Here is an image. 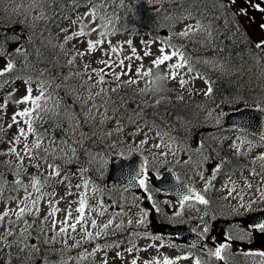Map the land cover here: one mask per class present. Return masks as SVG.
<instances>
[{
    "label": "rangeland",
    "instance_id": "obj_1",
    "mask_svg": "<svg viewBox=\"0 0 264 264\" xmlns=\"http://www.w3.org/2000/svg\"><path fill=\"white\" fill-rule=\"evenodd\" d=\"M18 1V2H17ZM0 0V7L2 8V12L7 14L10 19H13L14 21H19L22 23H25L28 26L34 27V26H43L46 27L45 29L50 30L54 29L55 34L57 37H53V40L56 42L55 50L52 54H55L57 57L58 63L61 65H64L63 69L61 70L62 74L64 73L65 77H70L72 85H71V91L75 99L79 101V104L82 107L83 114L90 119L91 121L95 122V126L97 131H104L107 130L109 127H117V119L122 120V126L123 130L127 131L126 138L123 142L124 148L123 153L130 152L132 150L139 151L141 154H143L146 159L147 164H154L155 168L163 169L162 167L165 166H171L173 163H180L182 165L181 169L186 168L185 161L189 163V172L185 174V176H189L190 180L189 183L193 184L194 187L200 189L203 191L204 189V180L200 179V173L202 172L207 178L211 175L212 169L215 167V164H208V162L205 159H192L188 160L187 157L185 161L179 160L182 158V152L179 150L176 142L173 141L172 138H174L175 134H172V128L165 127L163 124H159L154 128V126L151 124V122L144 118L137 110H134V105H130L124 107L123 109L120 108L122 105V98H115L114 100H108L109 105H111L113 108L117 110V115L113 114L112 108H109L108 110V116L111 117L110 119L106 120L103 124L101 123V116L97 112V108L93 107V103H95L97 106L102 105L104 103L105 97L102 96H96L95 101L90 99L91 96H95V94L100 91L101 88H108L109 93H111L110 89L112 87L116 86V82L112 81L111 83H105L103 85H96L95 87H92L91 85L95 83L97 80V76L92 70H99L104 65L99 63V61L107 60L108 55V49L111 45L112 47H118L120 49V59H123L124 57L131 55V49L134 47L137 50V55L140 56L141 60H125V65L131 64V72L127 76H122V80H128L130 77L137 79L136 84L131 85H125L123 86V89L129 92L126 93V99H131L132 101H135L136 103L140 101L141 104H150L153 102H157L158 98L153 97L150 93L149 94H142L138 92V89L143 88L145 82L148 80V77H136V69L137 67L141 68V71H147L150 72V75L153 70H160L161 72L165 73L166 65L161 66L159 68L154 67L152 65V60L155 59L159 55L158 49L160 47H165L166 50H171L168 48V43L170 42L172 45L178 47L185 53L187 57L190 55H193V49H189L188 47H192V43L194 39L198 36L204 37L205 34H195L190 35L186 38H180L179 33H181L186 26L188 25H194L196 22L192 20L191 18L185 19L180 18L177 20H174L171 22V24L168 26L169 30H162L159 29V32L164 34L157 35V37L152 38L151 36L141 35L134 36L133 32H129L125 27L120 28L119 30H116L114 26L112 25V32L109 33L108 31H105L101 25L102 22L105 20L101 18L102 15L98 16L94 23H91L92 17H88L84 20L85 25H90L91 28H97L98 31L91 32L90 35H86L84 37H80L78 39H73L69 41L68 43L64 42V38L66 35H68L70 32H76L80 28V22L77 20V17H83L86 12H89L92 7L91 6H85L81 5L80 2H77L75 4H67L65 3L66 9L61 12L60 10L56 13H51L50 15H47L45 13L39 12V9L36 5L28 4L29 1H20V0ZM141 4H147L151 5L152 7L158 6V5H176L178 3H172V2H178L180 0H139ZM224 1V0H223ZM227 1V0H226ZM230 6L233 8V10L236 12L240 23L243 25V28L245 30L246 35L249 39L253 41L255 45L260 43L261 41H264V0H236L234 4H230ZM244 9L245 12H241L240 10ZM66 13V14H65ZM65 14V15H64ZM42 17V18H41ZM77 20L76 24H73L72 21ZM62 29H67L68 31H62ZM89 27H85L84 31L87 33L89 32ZM126 31V32H123ZM166 31V32H165ZM103 33L104 35H101ZM207 38V37H206ZM91 39L92 41H96L98 39L103 41L102 46L98 48L97 51L90 55H85L83 57L77 56L73 64H69L68 60L72 57V55L76 51H85L87 40ZM179 39L181 41H179ZM199 40V38H198ZM129 42L131 44L129 45ZM63 45V48L60 46ZM54 47V46H53ZM11 48H13V52H15V45H12ZM262 52V56H264V48H258ZM149 51L151 54L147 57H144V52ZM188 53V54H187ZM7 53H5V49L3 48V44L0 41V64L5 59V56ZM58 55V56H57ZM54 56V55H53ZM191 61L193 57H189ZM200 59V57H199ZM171 63V62H168ZM191 63V62H190ZM195 63H198L199 65H204V68L208 69V71H218L222 73L223 71V65L220 63L213 61L211 59L203 60V59H195ZM193 64L194 69L196 71L199 70V67ZM85 64L88 65V69H85ZM262 64H264V59L262 60ZM257 66V64H255ZM193 69V70H194ZM127 69L125 68V71ZM193 71L192 73H188L186 70H181V74L184 75L185 79L189 82L185 89H180L178 80L177 81H171L168 84V87L170 91L166 93V99L168 98H181V92H188L190 94V97L192 100L201 98L202 95L204 96V92L206 91V86L204 84V81L196 71ZM122 70L120 68H115L116 73H120ZM223 74V73H222ZM225 74V73H224ZM89 76H91V79H89ZM257 77L258 81H263L264 83V70L261 66H258L257 74L255 75ZM110 76H106V80H109ZM31 83V86L33 88L32 95L35 96L38 94L36 91L37 86ZM235 85V89L237 88V82L234 81L233 83ZM245 85L243 86V90L240 92L242 96L238 95H232L230 96L231 103L236 102L238 99L243 100L244 107H250V108H258V107H264V95L262 93V88L258 91H256L259 96L255 100H250L249 97L245 96L246 89ZM251 90V89H250ZM237 91V90H236ZM25 95V83H23L18 89L14 91V95L10 96L8 101L7 108L4 110H0V153L6 152L10 144L9 142L13 140V138L17 134V125H13L10 129L7 127L9 123H11V117L14 112L24 109L25 107H28V105L20 104L17 105L15 101L19 100L21 97ZM232 103V104H233ZM227 104H211L210 102L204 100L198 104H195L191 111L195 113L194 119L195 122L203 123L204 125L210 127L217 126L223 116V114L226 112L225 110H228ZM105 109L103 107H99V113H103ZM221 111V112H220ZM139 114V115H138ZM129 118H131L132 122H129ZM143 124L144 127L137 135H132V133L136 132L137 126ZM182 125L186 128H191V126L186 122L183 121ZM20 126H23L22 124ZM158 127V128H157ZM160 128V129H159ZM83 136L85 138L88 137L87 131H83ZM145 133H147V137H145ZM165 134L168 135L165 136V143H170L173 148V152H175V155L168 153L166 149H156L154 148V145L157 143H160V140L157 137V134ZM81 137V136H80ZM93 138L95 136L93 135ZM147 138L148 143L143 147L138 149L139 142L141 140H144ZM33 139L32 136L28 137L29 142ZM59 140V139H58ZM69 140V139H67ZM130 140V141H129ZM49 140H45V144H48ZM75 143V146L73 144ZM59 148L64 149V153H67V155H63L59 150H57V157H63L58 158L62 161V163L68 162V157L72 156L71 149L74 148L76 150L75 157L72 159V162L69 163L68 168L70 173H76L75 176L71 179V184L73 185V192H76L75 185L81 183V176L79 175L80 169H87V171L84 173L88 174L92 167L89 163L90 160L97 161V159L94 157V154L88 151L86 147L78 149V143L77 139L74 138L72 142L64 141V142H58L57 143ZM128 147H127V146ZM23 149V140H21V143L17 145V150L21 151V154ZM114 153V152H112ZM161 153H164L161 155ZM65 160V162H63ZM92 161V163H94ZM6 162H9L12 167H8ZM17 163L15 156H7V155H0V166L1 171L4 178L3 187L5 189L4 196L7 197H23L24 192L23 190H20L19 192L11 191V185L15 179V164ZM24 164L27 167V171L22 173L21 179L25 185L29 184V176L30 174H33L36 172V169L30 166L29 161L27 158L24 160ZM160 164V166H157ZM249 167L243 166L240 169H231L222 172V174H218L217 178L213 181V187L210 191H215V195L211 192H204L208 193L205 195V197L209 201V205L211 207L212 203H217L220 208L216 207L217 211H222L224 214L229 212H233V208L237 206V199L236 193L232 194V197H229L227 189L224 187L225 183L228 180V176L226 173H231V178L233 181L236 182L237 186V192L242 191V195L244 196L245 201L247 202L248 199L255 198L257 195L255 192V189L259 183V178H253L249 175L248 171ZM41 171L43 173L48 172L47 166L45 164H42ZM153 171L152 169L148 170L147 172ZM259 172V170H258ZM94 175L96 176V171L94 172ZM79 176L80 178L75 179V177ZM150 177L149 175H147ZM93 178V177H92ZM247 178V180L252 183L253 187L251 190H247L243 188L244 185V179ZM8 182V184H6ZM90 185L94 186L95 184L91 183ZM67 183V182H65ZM56 189V199H59L60 197H64L65 193L67 191L65 184H57L55 185ZM96 189V188H95ZM51 191V189H49ZM90 198L88 200V204L95 206L97 204V201H102L105 207L107 208V213L103 217L98 218V224L106 223L108 219H113L114 225L116 223H121L125 226H127V222L129 219L133 221L132 227H125L123 231L125 234L124 239H127V242L123 241L120 242V247H110L106 251L104 250L103 246L101 248L102 252H98L95 256L86 257L84 259H81V254L87 250L88 252H91L92 249L95 246V242H90L87 244H84L82 247L78 248H71L66 246L63 243L64 238L61 237V239L57 242H51L49 241L47 237H50L52 235L50 229H51V223L46 222L43 224V227L49 231L47 233L40 232L38 229L41 227V221H43L49 211L47 207L46 201H41L40 204V212L38 217L33 220L31 216L26 217V219L33 224L34 226V234L38 237L35 238L32 236V233L30 232V235L26 240H21V228L22 225H18L15 228L14 235L12 237L8 238V243L11 246H8L4 243H0V247L6 246V247H13L17 250V252L21 250H25L27 254L28 261L27 264H104V258H107V264H131V260L135 257H138L137 264H144V261L150 260L153 257L157 258H163L164 256H167L169 258H176L182 255H186L182 252H180L178 249H175L174 247L168 246L167 244H171V242L165 238H160L159 240H154L150 238H145L144 236L136 237L133 235L131 237V240L136 245V251L129 254L125 251L126 248L131 247L132 244L129 242V236L128 233L132 232H140V233H147L149 237H151V229H149V224L154 223L155 220V211L151 207H147L144 204H142L141 201L125 195L120 196H109V195H101L99 191H95L94 193L90 192ZM213 196V197H212ZM227 197V198H226ZM77 199L76 195L73 196H67L63 201H61L58 205L62 211L57 213V220H63L66 212L63 210H66L68 207L69 201H75ZM153 204L158 206L160 209V212L162 215L170 218L174 217V212L177 210H180L175 204L168 198L163 195H156L153 198ZM7 204V207L9 208H15L16 207V200H0V213H2L5 209V206ZM113 204V205H112ZM77 205L75 203L72 204V208L74 209ZM257 207L256 204L253 205V208ZM150 210L149 212V223L147 227H142L137 229L135 227L137 219L141 215V210ZM125 213L124 215H117V213L121 212ZM244 211V209H240V212ZM157 214V212H156ZM73 215H77L76 213H73ZM95 215V213H93ZM230 215H236V213H231ZM199 214L196 212V210L193 207H188L182 210V214L179 217H175V219H178L179 221H187L192 224H198L199 223ZM7 222V218L5 223ZM113 225V226H114ZM59 228V225H57V229ZM30 231V230H29ZM5 232V225H0V235H3ZM76 235V234H73ZM80 236L76 235V239H79ZM38 240V242H37ZM114 242V240H112ZM39 243L42 244L40 248L38 247ZM73 241L71 239L68 240V245H71ZM163 244L164 247H160V245ZM149 245H152V247H148ZM34 246V247H33ZM147 248V251H140V249ZM157 248H159V251H157ZM41 251V252H40ZM117 252H120L122 255L118 257L116 255ZM5 256L2 257L0 255V262L5 261ZM224 261V260H222ZM221 261V262H222ZM245 264H259V258H243L242 259ZM178 264H192V259L188 260H181L178 261ZM233 264H237L235 260L233 261Z\"/></svg>",
    "mask_w": 264,
    "mask_h": 264
},
{
    "label": "snow or ice",
    "instance_id": "obj_2",
    "mask_svg": "<svg viewBox=\"0 0 264 264\" xmlns=\"http://www.w3.org/2000/svg\"><path fill=\"white\" fill-rule=\"evenodd\" d=\"M229 4H234L236 0H227ZM89 3L93 4L92 9L89 12H86L83 17H77V20L80 22V28L76 32H70L68 35L65 36L64 42L68 43L69 41L73 39H78L80 37H84L86 35H90L91 32L98 31L97 28H91L90 25H85L84 20L88 18L89 16L92 17L91 23H94L96 18L100 16L101 9H103L104 4L101 3L99 6H97L93 0H89ZM242 13L245 12L244 9L240 10ZM191 15V13L189 14ZM42 18V17H41ZM102 19L105 20V27H107L108 23L111 21L107 17V13H104L103 16H101ZM77 20L72 21L73 24L77 23ZM89 27V32H85L84 28ZM62 31L67 32V29H62ZM207 33V38H211L212 33L209 26H205L199 21H197L194 25H188L186 28L179 33L180 38H186L190 35L195 34H203ZM101 35H104L101 33ZM168 43V48L171 49L166 50L165 47H160L158 49L159 55L152 60V65L154 67H161L166 65V79L171 81H177L179 83L180 89H185L188 85V81L185 79L184 75L181 74V70H186L188 73H192L194 70L192 68V65L189 61V58L185 55L183 51H181L180 48L172 45L170 42ZM103 41L98 39L96 41H92L91 39L87 40L86 50L85 51H76L72 57L68 60V63L71 65L74 63L77 56L83 57L85 55H90L98 50L100 46H102ZM131 42H129V45ZM63 48V45L60 46ZM257 48H264V41H261L256 45ZM22 49L17 48L16 52L20 53ZM151 53L149 51L144 52V57L149 56ZM107 60L99 61L104 67H102L99 70H92L95 75L97 76V80L94 84H92V87H95L96 85H103L105 83H111L112 81L116 82V86L112 87L110 89L111 93L119 94L120 89L125 85H131L136 84L138 81L134 78H129L128 80H122V76H127L131 72V64L125 65V60L131 61L133 59L135 60H141L142 58L137 55V50L133 47L131 49V55L124 57L123 59H120V49L118 47H112L109 46ZM171 62V63H168ZM15 65L14 63L9 59L5 66L3 68H0V78L5 77L7 74L12 73L14 71ZM115 68H120L122 71L120 73L115 72ZM125 68L127 69L125 71ZM85 69H88V65L85 64ZM136 77H147L150 75V72L147 71H141L140 67H137ZM106 76H110L109 80H106ZM89 79H91V76H89ZM13 82V81H8ZM3 81H0V86H2ZM25 83V95L21 97L19 100L15 101L17 105L25 104L28 105V107H25L22 110L16 111L13 113L11 117V123L7 125V127L10 129L13 125H17V134L13 138L12 141L9 142L10 147L6 152L0 153V155H7V156H15L17 163L15 164V179L11 185V191L19 192L20 190H23L24 195L23 197L17 198V197H5L4 196V178L2 175H0V200H16V207L15 208H9L7 207V204L5 206V209L2 213H0V225H5V232L3 235H0V243H4L8 246H11L8 243V238L12 237L14 235L15 228L18 225H22L21 228V240H26L28 236L30 235V229L33 228V224L30 223L26 217L31 216L33 220H35L40 212V204L41 201L47 202V207L49 209L45 219L41 221V227L38 229L40 232L47 233V229L43 227V224L46 222L51 223V233L52 235L50 237L46 238L51 242H57L61 239V237L64 238L63 243L71 248H78L82 247L84 244L95 242L96 240H99L101 237L114 235L117 231L123 230L125 227H132L133 221L131 219L128 220L127 226L121 223H116L114 225L113 219H108L106 223L98 224V218L103 217L107 213V208L103 204L102 201H97V204L95 206L89 205L88 200L90 198V192L94 193L96 189L94 186L90 185L89 180L84 178V173L87 171V169H80L79 175L81 176V183L76 184L74 187L76 189V192H73V185L71 184V179L73 176L76 175V173H68L65 172L63 167L61 165H58L55 161L58 158L56 153L57 150H59L63 155H67V153H64L63 148H59L57 142L55 140H52L47 137V132H41L36 127V122L40 121L43 122L45 117L47 116V113L50 111V109L47 108L48 103V94L46 92L45 84L40 83L36 89L38 92L37 95L33 96V88L31 86V81L26 79L24 81ZM210 82L205 80V84L208 85ZM213 89L211 86H208L206 88V91L203 93L205 96L210 97L212 95ZM109 89L108 88H101L100 91H98L95 96L90 95V99L95 101L96 96H102V97H108V99L104 100V103L102 105L97 106L95 103H93V107L97 108L98 114L101 116V123L103 124L106 120L110 119L111 117L108 116V110L109 108H112L113 114L117 115V110L113 108L111 105H109L108 100L111 99V97L108 96ZM9 96L14 95V92L9 93ZM182 98V97H181ZM161 101H157L156 103L159 104ZM9 101L8 99H5L3 104H0V110H4L7 108ZM99 107H103L105 111L103 113H99ZM261 111H264V109H259ZM139 115V114H138ZM129 122L131 121V118H129ZM23 126H20V125ZM144 127L143 124L137 126L136 132L132 133V135H137L140 133L142 128ZM118 132L123 131L122 126V120L117 119V129ZM109 136L112 135L111 132L108 133ZM145 137H147V133L144 134ZM168 135L167 133L161 135L157 134L158 139L160 140V143H157L154 145V148L156 149H166L168 153H171L175 155V152H173L172 145L170 143H165V136ZM32 136L33 139L31 142H29L28 137ZM48 139L49 143L45 144V140ZM21 140H23V149L21 154V151L17 150V145L21 143ZM261 140H264V135L261 136ZM148 143L147 138L144 140H141L139 142V145L137 146L139 148H143ZM241 143H245L244 141H241ZM232 148L235 150L237 156L244 155L243 152H241V144L233 142ZM72 156L68 157V162L71 163L72 159L75 157L76 150L74 148L71 149ZM164 153H161L163 155ZM27 158V160L30 163V166L36 169V172L33 174H30L29 176V184L25 185L21 179L22 173L27 171V167L24 164V160ZM210 157H205V160H208ZM257 162H260V171L258 172L256 170L255 165ZM187 163V161H185ZM8 167H12V165L9 162H6ZM42 164H45L47 166L48 172L45 175L41 171ZM224 164V161H221L220 164H217L211 172V175L205 178L204 174L201 172L200 179L204 180V189L203 192H208L212 190L213 187V181L217 178V175L221 173L222 171V165ZM250 164L253 165V167L249 168V175L253 178H259V183L255 189L256 196L255 198H249L246 202L244 199V196L241 194V192H237V186L236 182L232 180L231 173H226L228 176V180L225 183L224 187L227 189L229 197H232L233 193H236V199H237V206L233 208V212L236 214H239L240 209H244L246 212H251L253 205L257 203H264V153L256 156L250 161ZM67 182V183H65ZM132 182H135L140 188L144 189L146 192L148 191V185H147V168L146 164L142 163L140 168L138 170L134 171V174L129 175V186H131ZM57 184H65L66 186V193L64 197H60L59 199H56L57 193L55 189V185ZM175 187V193L179 200V209L174 212V217H179L182 214V210L185 207H195L196 205H204L207 206L209 204L208 199L205 197V195L202 192L196 191L194 188L188 187L186 185H182L179 179L177 178ZM253 187L252 183H250L247 178L244 179V185L243 188L247 190H251ZM51 189V191H49ZM76 195L77 199L75 201H69L68 207L66 210H63L66 212L63 220H57V213L62 211L58 207L59 203L65 199L67 196H73ZM227 198V197H226ZM147 199L149 201L152 200V196L148 195ZM75 203L77 206L73 209L72 204ZM152 209H154L155 212L159 213L160 209L156 205H152ZM198 210V209H197ZM149 212L150 210H141V215L136 221L135 227L137 229L142 227H147L149 223ZM73 213H76L77 215H73ZM95 213V215H93ZM125 213L123 210L121 212L117 213V215H124ZM7 218V222L5 223ZM201 220H203V217H201ZM57 225H59V228L57 229ZM114 225V226H113ZM249 229L258 231L259 233L264 234V222H258L254 223L252 225H249ZM204 233L206 234L208 232V226L205 225L203 229ZM76 234L80 236L79 239H76ZM135 235L136 237L144 236L145 238H150L154 240L161 239L159 236L152 235L151 237L148 236L147 233H140V232H132L128 233L129 236V242L132 244L131 247H128L125 249L126 252L129 254L136 251V245L131 240V237ZM238 238L245 239L247 238L249 241L251 240V231L248 230H240L238 233ZM71 239L73 243L71 245H68V240ZM226 240H231L232 236L229 233L226 237ZM172 247H175V245H171ZM34 247V246H33ZM110 247H120V242L116 241L111 244L106 243L103 248L106 251ZM148 247H152V245H149ZM160 247H164L163 244L160 245ZM190 247H196V243H193ZM229 244L227 243H221L220 245L216 246L212 250H208L206 255L210 259H215L217 261L225 260L226 257L223 255V253L228 249ZM147 248L140 249V251H147ZM101 251V246L99 244L96 245L92 249L91 252H88L85 250L84 253L81 254V259H84L86 257L95 256L98 252ZM157 251H159V248H157ZM116 255L120 257L122 254L120 252H117ZM245 256L249 257H259V264H264V251H248L244 253ZM192 259V264H205V262L199 258L195 257H189L188 255H182L176 258H169L167 256H164L162 259L153 257L150 260L144 261V264H178V261L181 260H188ZM138 257H135L131 260V264H137ZM104 264H107V258H104Z\"/></svg>",
    "mask_w": 264,
    "mask_h": 264
},
{
    "label": "trees",
    "instance_id": "obj_3",
    "mask_svg": "<svg viewBox=\"0 0 264 264\" xmlns=\"http://www.w3.org/2000/svg\"><path fill=\"white\" fill-rule=\"evenodd\" d=\"M20 1H29L28 4L36 5L39 12L47 15L56 13L59 10L63 12L66 9L65 3L71 4L70 2H80L81 5L93 6L92 3H89V0ZM93 2L97 6L101 3L104 4L100 15L103 16L104 13H107V17L111 22L108 23L107 27L104 26L105 21L102 22L101 25L103 29L109 33H113L111 31L113 25L116 30L125 27L129 32H133L134 35H146L154 38L159 35V29L168 30V26L171 22L180 18H195L202 23L209 24L212 33L211 38H206L207 35H205L203 38L200 37L199 40H196L194 54L189 55V57L194 56L199 58L203 56H212L223 65V74L216 70L211 71L212 73L205 71L204 74L207 79H214L212 86L213 98L218 99L220 96L229 93L242 96L240 92L243 90L244 85V89H246V87L251 89H246L245 91V96L249 97L250 100L253 99L254 95L257 93L256 91L261 88L263 89L262 93L264 95V83L263 81H261L262 83H258L257 77H255L258 64L262 63V55L260 56V53L253 44L241 34L228 8L225 4L220 3L219 0H181L176 5L158 6L153 9L146 6L140 7L138 0H93ZM190 13L191 15H189ZM44 25L46 27V23ZM45 27L39 25L30 27L25 23L14 21L10 19L8 15H5L0 7V41L8 48L12 45H20L19 48L22 49L20 53L16 52V58L11 59L15 65L14 71L0 78V81H3L2 86H0V104H3L5 99H9L10 96L8 94L23 84L26 79L30 81L38 80V82L45 84L46 92L50 94L47 103V108L50 109V111L47 113L43 122H36V127L39 131H46L47 137L55 140L57 143L65 140L72 142L73 139L76 138L77 143L80 140V145L89 144L88 142L91 141V144L95 146L97 141L93 138L94 134L92 132L94 130L87 127L90 122L87 123L86 121H82L81 129L78 126L81 132L87 131V138L82 136L78 128L74 130L75 132L72 131V115H75L74 117L77 118L78 115L81 114H78L76 102L67 91L71 89V79L68 78L64 80V78L61 77V70L65 66L58 63L57 57L55 54H52L56 46V42L53 40V37H57L55 30H47ZM219 46H221L220 50L218 49ZM188 48L191 49L190 47ZM255 64H257V66ZM34 77H37V79L35 78L34 80ZM8 81L13 82L10 83ZM234 81L237 82L236 89L233 84ZM120 91L122 92H119L118 95L109 93L108 96L111 97L110 100L122 97L128 92V90L125 91L124 89H120ZM105 99H108V97H105ZM223 101H225L228 107L236 103L232 102V104L230 98H225ZM124 104L121 106V109L124 108ZM193 106L194 101H192L191 104L185 102H171L168 105L161 106L141 105L140 102H138V109L136 110H142L140 113H142V116L148 119L151 124L155 126L163 124L165 127L172 128L171 132L175 134L174 136L176 137L185 134L195 135L196 137L203 132L195 129H182L186 128L182 125L183 121H186L191 127H198L194 117H192L193 112L191 109ZM80 135L82 137H80ZM73 146H75V143ZM93 146L89 148L92 149ZM55 162L61 165L65 172L70 173L68 162L62 163L60 159H57ZM63 162H65V160ZM99 169L96 172L95 179L99 182H103L104 177ZM6 184H8V182ZM30 232L32 236L38 238L34 234V226L30 229ZM123 235H125L124 232L117 231L107 240H116L119 242ZM97 244L101 246L102 243L95 242V246ZM40 246H42L41 243H39L38 247L40 248ZM0 255L6 258L5 261L0 262V264L28 263V261H26L27 254L25 250L17 252L13 247L2 246L0 247Z\"/></svg>",
    "mask_w": 264,
    "mask_h": 264
},
{
    "label": "water",
    "instance_id": "obj_4",
    "mask_svg": "<svg viewBox=\"0 0 264 264\" xmlns=\"http://www.w3.org/2000/svg\"><path fill=\"white\" fill-rule=\"evenodd\" d=\"M223 125L225 127L240 128L257 135H264V115L258 110L243 108L230 112L225 115ZM141 164L142 161L137 156H133L127 160L116 159L109 165L107 177L122 188H127L134 193H141L144 202L148 203L146 194L140 190L135 182H132L131 186H129V175L134 174V171L138 170ZM154 183L160 190L166 192L173 200L179 203L174 187L176 180L171 172L166 171L161 173ZM239 221L252 224L264 222V211L250 213L244 218L239 219ZM153 231L164 235H174L178 242L190 246L196 243V248L203 249L206 252L213 249L200 240L199 237L192 234L186 226L172 227L170 225L158 224L154 226Z\"/></svg>",
    "mask_w": 264,
    "mask_h": 264
},
{
    "label": "flooded vegetation",
    "instance_id": "obj_5",
    "mask_svg": "<svg viewBox=\"0 0 264 264\" xmlns=\"http://www.w3.org/2000/svg\"><path fill=\"white\" fill-rule=\"evenodd\" d=\"M232 130L223 129L222 132L226 133ZM212 145H216L212 143ZM241 162H243V159H239ZM260 165V162H258ZM179 179V177H178ZM204 212L202 215L204 218V222L202 223V228H194L191 224H189V228L201 236L203 239H208L209 241L216 244V246L220 245L221 243H227L229 244L228 247V256L236 259H243L245 256L244 253L248 251H255V249L259 248L262 251H264V234L259 233L258 231L249 229V225H242L239 222L235 221V216L230 218V216L219 214L216 215L215 212H213V209H210L209 207L196 205ZM264 208V207H263ZM262 208V209H263ZM253 211V210H252ZM248 213V212H246ZM245 214V213H244ZM208 226V232L205 234L203 229L204 226ZM240 230H248L251 231V240L249 241L247 238L240 239L238 238V233ZM231 234L232 239L226 240L225 237L228 234ZM171 240H173V237H170ZM187 251L192 252L194 254H197L198 257L201 260H207V261H213L215 259H210L207 255L202 254L199 251H195L189 247L179 246V248ZM194 257V256H193Z\"/></svg>",
    "mask_w": 264,
    "mask_h": 264
},
{
    "label": "clouds",
    "instance_id": "obj_6",
    "mask_svg": "<svg viewBox=\"0 0 264 264\" xmlns=\"http://www.w3.org/2000/svg\"><path fill=\"white\" fill-rule=\"evenodd\" d=\"M166 73L156 69L149 75L148 80L145 82L144 87L138 89L142 94H151L158 99H165L166 93L170 91L168 84L169 81L165 78Z\"/></svg>",
    "mask_w": 264,
    "mask_h": 264
},
{
    "label": "bare ground",
    "instance_id": "obj_7",
    "mask_svg": "<svg viewBox=\"0 0 264 264\" xmlns=\"http://www.w3.org/2000/svg\"><path fill=\"white\" fill-rule=\"evenodd\" d=\"M190 60V59H189ZM244 84V83H243ZM243 86V85H242ZM234 87V86H233ZM247 88V87H246Z\"/></svg>",
    "mask_w": 264,
    "mask_h": 264
}]
</instances>
